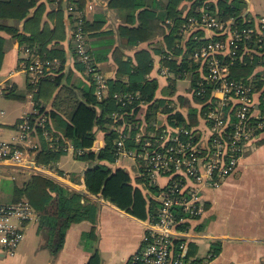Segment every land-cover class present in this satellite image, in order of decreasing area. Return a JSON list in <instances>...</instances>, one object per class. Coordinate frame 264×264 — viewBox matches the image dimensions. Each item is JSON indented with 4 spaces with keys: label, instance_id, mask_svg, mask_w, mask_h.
I'll return each instance as SVG.
<instances>
[{
    "label": "crops",
    "instance_id": "obj_1",
    "mask_svg": "<svg viewBox=\"0 0 264 264\" xmlns=\"http://www.w3.org/2000/svg\"><path fill=\"white\" fill-rule=\"evenodd\" d=\"M42 1L45 2V8L41 12L38 27L41 29L56 28L57 16H51V14L59 11V5L47 2V0ZM157 1L160 2L156 11L159 14L166 13V0ZM109 2L110 0H90L85 10L89 20L103 14L106 19L103 29L109 33L106 37L115 39L112 49L102 60L98 61V66L104 74L108 78L122 77L127 80L128 74L118 71L119 64L114 59V47L121 48L123 59L126 60L133 61L136 50L140 48L147 49L152 56L151 69L147 77L155 80L156 90L153 101L141 105L136 115L138 126L150 131L154 127L153 123L168 122V114L163 110L167 106L172 109L171 113L182 114L186 123H191L200 129V126L204 125V115L202 116V104L193 97V77H182L178 72V67H174L173 60H177V64L181 61V53H178L180 51L175 50L173 58L166 56L167 52L172 50V36H157L137 46H130L127 40L123 41L117 33L122 19L119 11L111 8ZM187 4V1H183L178 7L186 8ZM242 9L245 13L260 17L264 14V0H243ZM37 10L38 6H35L30 15ZM63 21L64 35L56 39H59V43L66 49L65 67L61 72L56 70L60 65V60L57 59L52 67L53 72L51 71L50 74L51 76L65 74L56 85L51 81L43 83L39 94L36 92L38 81H33L32 76L21 69L22 64L27 62L30 56L38 54L30 55L17 38L0 31V34L6 38L3 44L4 56L0 65V136L13 145L27 150L29 159L23 165L0 163V174H6L7 170L24 174L25 179L21 185L15 181L17 187H22L33 174L40 173L71 190H77L84 194L82 201L86 197L90 198V204L95 208L96 222L83 219L73 223L67 230L62 248L59 252L53 253L39 228V213L34 210L31 218L15 221L24 232L23 241L12 255L0 250V264H87L94 250L99 252L102 264H125L131 255L143 245L147 219L132 215L100 193L90 192L85 182V174L89 165L85 168L84 166L77 168L78 165L71 169L62 167L61 158L70 152L79 158L75 148L63 150L56 160L40 164L37 162V157L44 147L48 149L51 145L50 139L37 131L35 127L27 132L20 126L31 113H36L37 104L41 103L47 111L56 109L54 102L59 86L73 84L82 86L81 82L87 80L86 74L76 64L71 51L69 35L71 22L67 11L63 16ZM7 23L12 25L15 21L8 20ZM19 26L21 31L26 33L33 28L29 27L27 18L19 22ZM166 33L169 34V31ZM92 39L98 48V38L92 37ZM162 67L169 70L170 75L163 72ZM256 69L264 81V65H259ZM69 74H71L70 80L67 79ZM183 80H186L188 84L179 87L178 82ZM262 90H264V85L259 91H254V101L261 98ZM213 96L218 103L221 101L218 98L222 97L221 93L215 92ZM156 100H163L165 103L158 107L157 103H154ZM153 110L155 116H144L146 112L151 113ZM51 120L55 128L56 123L53 118ZM55 129L58 132L61 131L57 127ZM140 131L139 129L138 132ZM23 133L25 137L22 136ZM95 134L96 139L92 149L99 151L105 145V133L97 129ZM129 158L133 165L124 162V159ZM101 162L112 168H124L130 174L131 184L134 187L140 188L146 196L156 197L157 192L150 188L153 185L148 180H143L139 173V165L131 157H120L115 161L103 160ZM165 181L166 178H161V182ZM203 197L205 212L200 217L201 219L194 223V227L196 224L199 225L193 230L196 236L192 241V248L196 250V253L213 252L212 246H214V249L218 248L216 253L213 252L216 264H264V128L247 142L244 156L237 169L219 187L205 189ZM13 200L12 191V199L4 203ZM93 227L96 228L93 233L96 238L83 240L84 233L91 232Z\"/></svg>",
    "mask_w": 264,
    "mask_h": 264
},
{
    "label": "trees",
    "instance_id": "obj_2",
    "mask_svg": "<svg viewBox=\"0 0 264 264\" xmlns=\"http://www.w3.org/2000/svg\"><path fill=\"white\" fill-rule=\"evenodd\" d=\"M183 1H187L188 6L179 8V4ZM47 2L59 5V11L51 14V16H57L58 23L56 28L41 29L38 27L41 12L45 8V2L42 0H0V31L9 33L17 38L25 50L29 49L30 55L36 53L44 59L60 60V65L56 70L61 72L65 67L67 53L64 45L60 44L59 39L56 38H61L64 35L63 16L66 15L67 11L72 24L70 31H76L77 27L73 24L81 22L80 26L85 37L84 44L91 57L90 63L98 66V61L102 60L115 44L113 37H106L109 33L103 29L106 20L104 15L101 14L89 20L85 13L86 0H47ZM159 2L157 0H110L109 6L117 9L122 19V23L117 28L119 37L123 41L126 39L127 43L134 47L157 36H172L171 48L175 47L174 51H180L178 53L182 54L181 61L178 64L177 60H173L174 67H178V72L180 71L183 74L185 69L191 67V63H193L192 68L197 69L199 64L192 58L193 52L197 46L202 45L208 38L202 39L205 36V32L202 29L195 31L199 39H195L193 36L187 38V36L185 37L182 34L181 30L184 24L187 23L188 15L190 16L198 5L197 0H166V13L164 14H159L156 11ZM242 4L243 0L210 1L209 9L213 15L226 23L232 20L237 27H250L255 23V18L257 19L258 17L251 13L245 16ZM35 6H38V10L30 15ZM25 18L28 19L29 27H33L29 33L22 32L19 26V22ZM169 19L172 23H167ZM8 20H13L15 23L11 25L7 23ZM248 20H251V23ZM166 31H169V34ZM92 37L98 38V48ZM223 37L225 36H219V38ZM71 38L70 46L75 43L74 37ZM5 41L6 38L0 34V65L4 56L3 44ZM254 41H256V38L248 41L247 44L256 48L257 52L264 50V45L262 48L259 46L260 43L255 44ZM71 51L76 59V64L86 74L87 80L81 82L82 86L77 84L59 86L54 102L56 109L47 111L44 106H41V103L37 104L35 106L36 113L29 115L30 124L42 134V130L36 120L42 115L47 117L48 128L53 133L54 139L58 138L54 142L64 145L65 140H68L76 149L78 157L89 163L85 174V182L89 191L94 194L100 193L132 215L149 220L152 215L157 214L160 206V202L156 197L146 196L140 188L134 187L131 184L130 174L124 168H112L101 161L116 160V139L120 132L117 131L115 126L121 124V122L133 127V129L126 127L124 130L125 133L131 134V137L126 138L127 145H132V141H134L132 136L140 129L136 125V115L141 105L153 101L156 82L154 79L147 77V73L151 69V53L145 48L137 49L132 61L123 59L121 48L119 46L114 47L113 54L115 61L119 64L118 71L128 74L127 80L122 77L108 78L109 95L101 99L96 94L97 85L94 76L87 72L88 63H85L80 58L75 48L71 47ZM251 55L252 57L245 55L244 59H235V62L230 66V73L232 78L238 81H243L246 84L252 83L256 92L264 85L262 76L256 68L259 65H264V62L259 61V53L253 52ZM166 56H170V51L167 52ZM51 71L53 72L52 69ZM51 71L39 77L36 85L37 94L41 93L40 89L43 83L51 81L56 85L65 74L60 73L56 76H51ZM182 73L180 74L184 77ZM199 73L193 76V97L202 104V116L207 117L209 109H215L217 99L213 96L214 85L212 86L211 84H206V92L204 94L197 93V81L201 77ZM67 79H71V74L67 76ZM116 93L123 96L122 101H118L115 97ZM263 95L264 90H262L261 98ZM127 97L131 98L130 101L127 100ZM261 98L258 100H261ZM170 101L172 100L170 99ZM154 103H157L159 107L165 102L156 100ZM227 108L225 107L226 110ZM163 110L166 111L164 113L168 114V123L182 124L185 127L193 125L186 123L182 114L171 113V108L166 106ZM113 112H116L118 117L122 116V119L117 121ZM144 116H155V112L154 110L151 113L146 112ZM52 118L56 123L57 129H61L60 132L55 129L56 127H53ZM233 121L234 119H231L227 125L229 126ZM97 129L105 133V145L99 151H94L92 147L96 139L95 133ZM49 143L52 144L50 140ZM62 153L63 150L55 151L53 146L49 145L48 149L44 147L40 151L37 162L40 164L49 163L52 160H56ZM143 180H145L144 177ZM152 185L150 187L151 190L157 192L158 195L161 187L156 184ZM13 193L14 200L12 202L28 201L32 209L39 213V228L45 236L46 244L50 246L53 253L59 252L62 248L67 230L73 223L83 219H90L94 223L96 222L95 208L90 204L89 197L82 201L84 194L77 190H71L40 173L33 174L25 181L22 187L15 185ZM200 217L189 218L180 227L185 228L186 225H189L192 230L197 229L199 224H196L195 228L194 223L201 219ZM95 229L93 227L91 232L84 233L83 240H86V238L95 239L96 237L93 234ZM212 249L215 253L218 250L217 247L214 249V246H212ZM189 250L190 253H196V250L192 248V242H189ZM132 256L125 264H142L140 262L132 263ZM87 264H102L97 250L93 251Z\"/></svg>",
    "mask_w": 264,
    "mask_h": 264
},
{
    "label": "built area",
    "instance_id": "obj_3",
    "mask_svg": "<svg viewBox=\"0 0 264 264\" xmlns=\"http://www.w3.org/2000/svg\"><path fill=\"white\" fill-rule=\"evenodd\" d=\"M210 1L197 0L198 5L193 13L187 17V23L181 28L189 29L187 38L202 29L208 38L202 45L197 46L192 58L199 64L193 69L184 70L185 78L200 72L197 81L198 94L206 92V84H211L214 91L221 93L219 109L210 108L208 112H216L217 118L212 140L215 146L210 149L197 144V126H186L163 122L162 131L158 123H153V129H141L132 138V145L128 146L126 138L131 137L125 133V128L133 129L127 123L121 122L115 126L120 135L116 139V155L131 157L140 167L139 173L151 184L161 187L156 195L160 202L157 214L147 220L146 233L143 245L133 254L132 263L142 264H216L215 254L207 251L204 254L190 253L189 242L194 241L196 233L191 226L180 227L189 218H197L205 212L203 193L205 189L217 188L237 169L245 153L247 142L264 128V95L261 100H253L254 86L232 78L230 66L235 59H244L245 55L252 57V53H259V61L264 62V50L256 51L247 42L256 38L255 44L263 48L264 45V14L255 18V23L250 27H237L235 22L217 18L209 9ZM186 15V12H185ZM246 16V15H245ZM251 23V20H248ZM167 23H172L169 19ZM195 27L196 29H194ZM75 32V33H74ZM220 35L225 37L219 38ZM71 37L77 38L75 49L80 58L87 64V72L94 76L96 94L99 98L109 95L108 77L90 63V55L85 46V37L79 25L72 31ZM29 53V49H26ZM56 61L44 59L41 55L30 56L22 64L23 71L32 76L33 81L50 72ZM170 75L169 70H165ZM194 80V79H192ZM126 96V95H124ZM118 101L123 100L121 94L116 93ZM130 97L127 100L130 101ZM124 104V103H123ZM216 107V106H215ZM225 107H228L227 110ZM226 110V112H225ZM226 113V116H225ZM209 114V113H208ZM207 114V117L210 116ZM117 121L122 119L113 112ZM44 115L36 122L42 134L50 139L55 151H67L74 146L65 140L60 145L58 138L54 139L53 133L47 126ZM234 119L229 124L230 120ZM29 132L33 129L30 119L27 118L21 125ZM138 127V126H137ZM189 129H188V128ZM164 128L167 131H164ZM160 132H156L157 130ZM155 131V132H153ZM25 137V133L22 134ZM213 143V142H212ZM76 150V149H75ZM80 153V152H79ZM28 151L13 145L0 136V163L9 162L15 165L27 163ZM161 178H166L161 182ZM33 209L28 201L0 202V250L7 254H14L24 238L22 228L15 221H24L32 217Z\"/></svg>",
    "mask_w": 264,
    "mask_h": 264
},
{
    "label": "rangeland",
    "instance_id": "obj_4",
    "mask_svg": "<svg viewBox=\"0 0 264 264\" xmlns=\"http://www.w3.org/2000/svg\"><path fill=\"white\" fill-rule=\"evenodd\" d=\"M89 1L90 0H86V6H87V4H89ZM80 23L81 22H75L73 25H76V27H78V25H80ZM193 28L196 29L195 27H193ZM70 29H72V24H71V28ZM188 32H189L188 27L187 28L185 27V29L182 31V34H184V36L186 37ZM71 33H72V31H70V34H69L70 38H71ZM76 39L77 38H75L74 42H76ZM71 40H73V39L71 38ZM71 40H70V42H71ZM74 45H75V43L72 44L71 47L75 48ZM174 48L175 47H173L172 50H169L170 51V57H172V55L175 54ZM181 56H182V54H181ZM21 69H23L22 66H21ZM98 69L101 70L102 73H104L102 71L101 67H98ZM162 70H163V72H165L166 68L162 67ZM180 73H182V72L179 71V74ZM190 77H193V75H190ZM187 84H188V82L186 80L178 82V86L179 87H184ZM215 92L218 93V91H214L213 90V93H215ZM215 109H219V105H216ZM208 113H209L208 115L210 117L209 118H205L204 117V125H201L200 129L198 128V126L196 127V129H197V134L196 135L198 136L197 144H199L200 146L204 147L205 149H210L213 146H215V144H216V141L212 140V135H213L212 132L217 130V128L215 129V125H214L216 119H213L212 117L217 118V115H216V112H213V111H210ZM162 123H158V127L163 126ZM136 125L138 126L137 123H136ZM180 125H182V124H180ZM116 126H118V125H116ZM159 130L162 131V127ZM155 131L160 133L158 131V129L155 130ZM155 131H153V132H155ZM164 131H167V130L164 128ZM124 162L133 165V162H132V160H130V158L129 159H124ZM60 163H61V165H62V167L64 169H71V168H74L76 165H78L77 168H82L83 166L85 168V167H87L89 165V163L86 162L85 160H82L80 158H76L73 155V153H71V152L69 154H67L66 156H63L61 158V162ZM24 179H25V175L24 174L18 173V172H14V171H10V170H7L6 174H0V202L9 201L10 199H12V191L14 189L15 181L18 184L21 185L23 183Z\"/></svg>",
    "mask_w": 264,
    "mask_h": 264
},
{
    "label": "water",
    "instance_id": "obj_5",
    "mask_svg": "<svg viewBox=\"0 0 264 264\" xmlns=\"http://www.w3.org/2000/svg\"><path fill=\"white\" fill-rule=\"evenodd\" d=\"M248 12L244 13V15H247Z\"/></svg>",
    "mask_w": 264,
    "mask_h": 264
}]
</instances>
